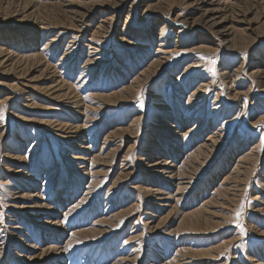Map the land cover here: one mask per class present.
Returning <instances> with one entry per match:
<instances>
[{
    "label": "rangeland",
    "instance_id": "obj_1",
    "mask_svg": "<svg viewBox=\"0 0 264 264\" xmlns=\"http://www.w3.org/2000/svg\"><path fill=\"white\" fill-rule=\"evenodd\" d=\"M210 1L0 0V264H264V0Z\"/></svg>",
    "mask_w": 264,
    "mask_h": 264
},
{
    "label": "bare ground",
    "instance_id": "obj_2",
    "mask_svg": "<svg viewBox=\"0 0 264 264\" xmlns=\"http://www.w3.org/2000/svg\"><path fill=\"white\" fill-rule=\"evenodd\" d=\"M223 4H225V3L224 2L221 3V2L215 1V0L210 1V3L208 4L210 6V8L207 11H205L204 15L200 16L197 20L196 19L194 20V22L191 25V28L193 29L192 26L194 25L197 28H202L203 30L209 31L211 34H214L216 39L218 38V40L222 43V45L225 46V44H226V47L228 48L231 45H236L235 42H234L235 39L233 37L235 29L231 25L226 26V24H225V16L223 18H221V19L216 17L217 15L220 14L219 12H222L221 11L222 8L225 7ZM79 8H80V6H79ZM79 13H80L79 11L75 12V14H77V15ZM227 45H229V46H227ZM257 71L261 72L259 70H256V73H257ZM106 85H107V83L102 84V86L101 85L100 86L101 87H105ZM198 126H199V124L196 125V127H198ZM189 132L191 133V132H193V130L191 129V130L188 131V133ZM175 135L178 136V133L174 132L173 138H176ZM179 135H180V133H179ZM181 135H183V134H181ZM217 135H219V134H217ZM212 139H213V136H211V138L208 139V141L212 142ZM164 163L165 164H163V163H161L159 161L152 162L151 165H150V168H151V170L153 172H155L158 175L167 174L165 172V171H167L166 169L174 168V165L172 163L168 162V161L164 162ZM168 173H171V172H168ZM158 206H159V204H158ZM191 244L195 245L196 242L193 241Z\"/></svg>",
    "mask_w": 264,
    "mask_h": 264
}]
</instances>
